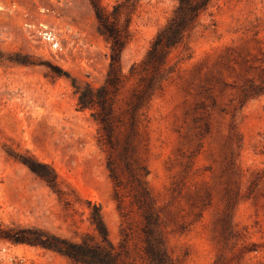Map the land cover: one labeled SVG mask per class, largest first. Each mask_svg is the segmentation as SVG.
<instances>
[{"label":"rangeland","instance_id":"rangeland-1","mask_svg":"<svg viewBox=\"0 0 264 264\" xmlns=\"http://www.w3.org/2000/svg\"><path fill=\"white\" fill-rule=\"evenodd\" d=\"M177 3L142 0L122 56L129 79L118 107L139 82L131 67ZM110 53L89 0H0V225L80 240L94 234L90 200L102 206L117 249L123 229L129 233L127 262L149 264L137 207L126 194L129 215L121 216L101 127L93 110L78 109L66 75L100 87ZM138 119L136 156L148 168L174 264H264V0H213L185 46L171 53ZM15 154L50 164L70 203ZM0 264L74 263L0 239Z\"/></svg>","mask_w":264,"mask_h":264},{"label":"trees","instance_id":"trees-1","mask_svg":"<svg viewBox=\"0 0 264 264\" xmlns=\"http://www.w3.org/2000/svg\"><path fill=\"white\" fill-rule=\"evenodd\" d=\"M89 1L97 20V32L111 49L107 77L103 85L93 87L88 83L82 86L75 78L66 75L72 80L78 109L93 110L92 117L101 127L99 143L107 152V169L114 186L113 199L121 216L127 220L129 215L125 209L128 194L141 218L142 252L149 264H174L165 242L160 213L145 179L148 168L136 156L141 126L138 116L151 99L171 53L185 46L213 0H178L172 17L158 32L145 58L139 65L131 67L130 77L139 76V82L127 98L125 108L118 107V96L129 79L123 72L122 56L132 41L131 26L142 0H117L111 7L106 6L103 0ZM248 96L249 92L245 90L244 97ZM14 157L40 177L59 198L70 203L50 164L21 154ZM119 161L124 164L128 183L121 177ZM87 205L94 234H86L80 240L62 237L36 226L3 225H0V239L57 253L74 264H129V233L123 229L124 239L120 249H117L110 240L102 206L90 200H87Z\"/></svg>","mask_w":264,"mask_h":264}]
</instances>
